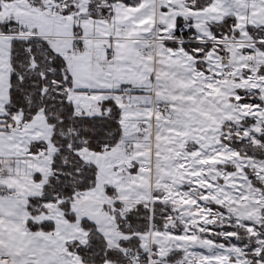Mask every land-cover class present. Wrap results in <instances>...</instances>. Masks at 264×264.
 <instances>
[{"label":"snow or ice","instance_id":"1","mask_svg":"<svg viewBox=\"0 0 264 264\" xmlns=\"http://www.w3.org/2000/svg\"><path fill=\"white\" fill-rule=\"evenodd\" d=\"M29 3L33 8L45 7L42 0H29ZM60 3L68 4L62 15L79 11L71 0H55L47 7L59 11L56 4ZM88 7L87 15L94 20L115 17L118 8L121 13H127V18L122 16V22L110 21L113 27L107 36L93 32L85 37L79 24L73 26L78 38L68 53H84L80 63L86 75L95 77L77 84L68 69V62L60 54L53 53L47 42L35 36L27 39L20 36L28 31L18 15V10H27L23 0H0V41H5L0 42V132L16 129L19 133L38 116H43L45 123L53 128L48 143L44 140L28 142L31 155L44 153L52 157V174L44 186L45 193L27 196L28 203L25 204V197L13 196L18 193L16 188L0 183V264H133V253L139 249V237L133 233H145L150 228L148 208L143 204L123 216L118 215L117 226L127 237L116 241L119 247H113L111 238L105 237L87 218L82 220L87 236L69 243L61 240L67 230L63 226L58 228L54 219L36 220L34 217L41 213L48 216L49 209L44 205L61 201L57 207L63 211L64 218L70 223L75 222L73 197L97 185L99 165L86 159L89 154L115 150V156L106 163L112 166V173L118 174L122 183L126 182L123 179L125 171L129 177L144 175L139 171L144 157L131 160L130 167L117 163L134 152L144 151V147L134 145L145 136L151 138L149 131L137 132L133 125L144 129L155 127V131L163 135L162 128L174 127L182 131L183 125L195 115L193 110L206 111L211 105L221 107L223 101L218 103L219 97L201 100L209 91L204 85L222 79L228 71L226 67L225 72L217 75L219 69L205 59L209 53L213 59L229 54L225 44L218 41L250 38L253 46L241 49V55L264 54V0H92ZM210 7L218 8L219 12L205 13ZM185 8L198 15L186 17L182 14ZM149 17L151 23H140ZM240 17L246 19L242 21ZM85 39H106L107 46L100 44L89 48ZM181 50L186 55H181ZM189 56L192 57L190 61ZM169 57L170 60H166ZM177 60L179 63H172ZM240 63H247L250 67L240 69L232 79L236 85L247 81L249 86L229 89L228 101L237 107L256 106L252 108L253 112L264 111V99L259 98L264 93V79H260L264 78V64L256 59ZM198 73H203V77H198ZM190 80L195 83L188 87L177 86V81L188 85ZM253 83L257 87H250ZM215 86L222 93L225 91L221 85ZM76 93L95 97L88 102L97 111L82 107L72 99ZM157 112L171 123L157 120ZM16 115L20 116L19 123L14 119ZM243 120L251 124L259 121L264 125V120L258 116H244ZM39 131H42L39 125L28 128L25 139ZM19 143L23 147L25 140ZM49 143L54 152H49ZM189 143L192 150L200 147L194 141ZM8 175L12 173L0 172V180ZM33 176L37 181L42 178L41 173ZM104 188L106 194L120 195L111 184L104 185ZM114 206L120 208L122 202L116 201ZM156 207L165 206L157 204ZM25 212L29 214L26 220ZM153 221L160 223L155 217ZM261 238L264 234L258 237ZM247 255L254 262H264V244L252 245ZM141 257L144 264H166L173 259L187 264L178 249L167 255H160L156 248L150 251L140 249L135 259L139 261Z\"/></svg>","mask_w":264,"mask_h":264},{"label":"rangeland","instance_id":"2","mask_svg":"<svg viewBox=\"0 0 264 264\" xmlns=\"http://www.w3.org/2000/svg\"><path fill=\"white\" fill-rule=\"evenodd\" d=\"M42 3L45 7L36 8L52 9L47 6L54 4L55 0H42ZM71 3L76 5L78 12L62 15L68 4L60 3L56 4V8L59 9L57 16L49 10L33 14L26 6L27 10L20 13L24 18H32L41 32L65 37L75 32L73 28L76 24L75 16L77 18L91 17L87 13L88 5L92 3V0H71ZM81 5L84 7H80ZM213 12H219V9L210 7L205 10V13ZM240 19L243 21L246 17H240ZM83 25L89 27L90 24L84 22ZM28 30L25 36L23 32L20 36L25 39L32 36L40 37L29 27ZM208 35L211 39V35ZM218 43L225 44L232 53L233 63L227 66L224 58L226 55L213 59L212 54L209 53L205 57L219 69L217 75L225 72L226 67L228 71L222 79L204 85L209 91L204 93L201 100L219 97L217 102L223 101L221 107L211 105L206 111L193 110L195 115H192L191 119L183 125L182 131L174 127L162 128L163 135L156 132L155 127L150 126L149 129H144L133 125V130L137 132L149 131L151 138L145 136L139 146H135L144 147V151L134 152L120 164L130 167L131 160L144 157L145 159L141 162L142 167L139 169L144 175L129 177L125 171L123 179L126 182L122 183L121 178L115 173L116 184L113 186L116 193L120 195L106 194L102 186L106 170H102L100 183L96 185V188L73 197L72 211L76 216L74 223L65 219L63 211L58 209L57 204L61 201H57V204L44 205L49 209V215L45 216L41 213L34 219H54L58 228L63 226L67 230V235L61 237V240L70 243L74 239L87 236L81 223L83 218H87L95 223L105 237L111 238L110 244L113 247H119L116 241L127 239V237L121 230H117L118 215L123 216L137 205L143 204L150 211V228L145 233H133L139 237L137 254L140 249L150 251L156 248L160 255H167L173 249H178L182 251L183 260H186L187 264H264L260 261L252 262L247 255L252 245L264 244V238L258 239L261 234H264V175H261L264 172V159L257 160L251 155L243 154L225 144L224 140L236 135H240V139H256V136H264V125H261L259 121L251 124L243 120L244 116L249 115L258 116L264 120V111L253 112L252 108L256 106L237 107L228 101L229 89L249 86L247 81H241L240 85H236L232 79L240 69L250 67L249 64L240 62L256 59L264 64V54L241 55V49L253 46L250 38L235 41L229 38ZM197 76L203 77V73H198ZM176 83L178 87H188L194 84L195 80H190L188 85L180 81ZM216 84L221 85L225 91L222 93L220 88L215 86ZM250 87L255 88L257 85L253 83ZM200 90L203 91V89ZM171 98L179 99V97ZM259 98L264 99V93ZM185 99H192V97H185ZM156 118L165 124L171 123L161 112L156 113ZM16 122L19 121L16 120ZM233 126L239 127L242 133L237 134L232 130ZM192 141L200 147L192 150L189 143ZM93 160L102 167L106 158L93 155ZM45 161L48 162L44 160L41 164ZM50 162L52 164V158ZM149 164L151 167H148ZM39 171L42 178L39 181L35 178L33 180L38 183V187L40 182L46 180L44 189L49 178L43 168ZM31 188L28 187V190L31 191ZM43 189L41 194L38 190L30 196L42 195ZM16 195L17 193H14L13 196ZM116 201L122 202L120 208L114 206ZM23 203L27 204L28 201L24 199ZM157 203L165 206L162 209L167 211L162 220L157 219L160 221L159 224L152 219V211ZM28 215L27 212L24 213L25 220ZM241 240L245 243L240 244ZM136 255L133 256V264H144L143 257L137 261ZM166 264H182V261L173 259Z\"/></svg>","mask_w":264,"mask_h":264},{"label":"crops","instance_id":"3","mask_svg":"<svg viewBox=\"0 0 264 264\" xmlns=\"http://www.w3.org/2000/svg\"><path fill=\"white\" fill-rule=\"evenodd\" d=\"M23 3L25 6L30 10V13L36 14V12H48L51 11L52 14H55L56 16L59 15L57 11H54L52 9H37L33 8L31 3L27 0H23ZM187 9V8H185ZM183 11L182 14L186 15V17H192L198 15L197 13L192 12L190 9H187ZM206 10V9H205ZM129 11H134V10H129ZM117 16L111 17L109 19H93L91 17H86V18H77L75 16V21L76 24H79L81 28L84 29L85 37L90 35L91 33L95 32L98 35L102 36H107L111 33L113 24L110 21H117V22H122L121 17L123 16L124 19L127 18V13H121V10L118 8L116 9ZM18 15L22 19V21L26 24L27 27L30 29H35V34L37 36H40L41 38H46L52 45V48L59 54L63 55L69 65V70L70 72L73 73L74 80L76 81L77 84H80L83 82L84 79H95L94 76L92 75H86L84 66L80 63L81 59L84 56V53H81L77 51L76 53L70 55L68 53V49H71L74 47V37H73V32L65 37H61L57 34H51V33H44L41 32L32 18H24L20 11L18 10ZM84 22H88L89 27H85L83 25ZM152 19L149 17L148 20H143L140 23H151ZM75 24V25H76ZM81 39H84V37H81ZM5 42V41H4ZM85 44L91 47H99L100 44H103L107 46V40L99 41V40H90V39H85ZM121 50H124V46L120 45L119 46ZM181 55H186L185 53L182 52L181 50ZM101 59H103V54L101 53ZM151 59V58H150ZM166 60H170L169 58H166ZM188 60H192V57H188ZM172 63H179V60L177 61H172ZM4 85H5V99H7V76L4 78ZM72 99H74L78 104H80L82 107L85 108H92V111H97L94 107H92L91 104H89V100L92 99L94 100L95 97L89 98L86 94L84 93H76L71 96ZM149 116H151V112H149ZM14 119L19 121L20 116L16 115L14 116ZM39 121V122H38ZM38 122V123H37ZM19 123V122H17ZM36 125H39L42 131L36 132L35 134H31L27 136V139H25L26 134L28 132V128L34 127ZM53 133V128L52 126L48 125L45 123L44 117L43 116H38L36 117L31 124H29L27 127L23 128L20 130L19 133H17L16 129L12 130L11 132H0V157H3L1 160L5 166L6 172L12 173V175L6 176L3 180H0V183L6 184L8 187H14L18 190L19 195L25 197L33 195L34 191H38L41 194L43 185L46 183V180H43L40 182L39 187L38 183H36L33 178L34 173H39L40 169L43 168L45 170L46 175L49 176L51 175V156L50 155H44V153H40L39 156L31 155L27 156L25 153L28 151V142L32 140H44L46 143L50 141V138ZM17 141L16 143H11V141ZM20 140H25L24 146L22 147L21 144L19 143ZM139 143H136L134 146H139ZM49 152H54L55 149L52 147V145L49 143ZM115 150L112 153L105 152L103 154H94L100 157H105L106 160L104 161L103 166L101 167L99 163L93 160V154H89V156L86 157V159L93 160L94 163L99 165V172L97 174V185L100 183V175L102 170H106V175L104 177V182L103 185L106 184H111L114 185L116 184L115 180V173H112L111 171V165L106 163L109 158H113L115 156ZM120 155L123 157V152L121 150ZM41 157L43 159L41 160ZM127 157H124L120 160H117V163L120 164L123 162ZM48 160L47 165H44L45 163L41 164V161ZM47 178V179H48ZM45 179V178H43ZM28 187H32L31 191L28 190ZM34 189V190H33ZM33 190V191H32ZM37 194V195H40ZM27 200V199H26ZM97 223V222H96Z\"/></svg>","mask_w":264,"mask_h":264},{"label":"trees","instance_id":"4","mask_svg":"<svg viewBox=\"0 0 264 264\" xmlns=\"http://www.w3.org/2000/svg\"><path fill=\"white\" fill-rule=\"evenodd\" d=\"M66 11V9H64V11L63 12H65ZM92 17V16H91ZM39 39L42 41V42H47V44L49 45V47L51 48V50L53 51V53H57L53 48H52V46L50 45V43L47 41V40H45L44 38H41V37H39ZM59 54V53H58ZM61 55V54H60ZM61 56H63V55H61ZM64 57V56H63ZM65 58V57H64ZM65 60L67 61V59L65 58ZM68 62V61H67ZM68 66V69H69V65H67ZM70 71V70H69ZM232 130H234L237 134L238 133H242V130L239 128V127H237V126H233L232 127ZM224 140H225V144H227V145H230V146H232L235 150H237V151H239V152H241V153H243V154H248V155H251V156H253V157H255L257 160H262V159H264V136H256V139H251V138H245V139H240V135H236V136H233L232 138H230V139H225L224 138ZM239 141V143H237ZM97 178V177H96ZM45 188L43 189V194L45 193ZM42 194V195H43ZM41 196V195H40ZM157 204H159V203H157ZM157 204H155L154 205V209H153V217H155L156 218V220L159 218V220H160V218H161V215L163 216V217H165L166 216V214H167V211L166 210H164V209H162L163 207H160V208H157L156 207V205ZM159 205H161V204H159ZM148 212H149V215H150V211H149V209H148ZM153 217H152V219H153ZM149 218H150V216H149ZM88 220V219H87ZM150 220V219H149ZM162 220V219H161ZM88 221H90V220H88ZM90 222H93V221H90ZM149 222V221H148ZM154 222V221H153ZM82 223V222H81ZM95 224V223H94ZM96 226V225H95ZM83 227H85V226H83ZM97 227V226H96ZM97 230H98V228H97ZM99 231V230H98ZM100 232V231H99ZM241 243L240 244H244L245 243V241H243V240H241L240 241ZM252 260V259H251ZM252 262H254L253 260H252Z\"/></svg>","mask_w":264,"mask_h":264},{"label":"built area","instance_id":"5","mask_svg":"<svg viewBox=\"0 0 264 264\" xmlns=\"http://www.w3.org/2000/svg\"><path fill=\"white\" fill-rule=\"evenodd\" d=\"M28 32H29V30L26 32H23V35L25 36ZM73 37L75 40L78 38L76 31L74 32ZM79 38L81 39V37H79ZM224 58H225V63L227 64V66H229L233 63V56H232L231 52H229V54L226 55ZM9 127H11V126L9 125ZM12 130H15V129H12ZM25 154L27 156H31V154L28 151ZM0 172H6L5 166L1 160H0ZM13 195H14V193H13ZM117 230H120V229L118 228ZM136 254H137V252L133 253V256H135Z\"/></svg>","mask_w":264,"mask_h":264}]
</instances>
